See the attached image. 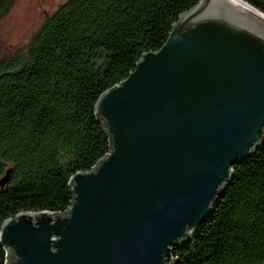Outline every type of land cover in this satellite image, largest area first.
<instances>
[{"label": "water", "instance_id": "obj_1", "mask_svg": "<svg viewBox=\"0 0 264 264\" xmlns=\"http://www.w3.org/2000/svg\"><path fill=\"white\" fill-rule=\"evenodd\" d=\"M95 113L111 151L72 176L66 213L21 212L2 224L7 264H179L174 247L264 143V13L244 0H199Z\"/></svg>", "mask_w": 264, "mask_h": 264}, {"label": "trees", "instance_id": "obj_2", "mask_svg": "<svg viewBox=\"0 0 264 264\" xmlns=\"http://www.w3.org/2000/svg\"><path fill=\"white\" fill-rule=\"evenodd\" d=\"M16 0H0V22ZM199 0H67L0 61V229L21 212L66 213L72 176L111 151L95 104L158 50ZM264 13V0H244ZM208 220L174 247L179 264H264V143L234 166ZM12 255L0 243V264Z\"/></svg>", "mask_w": 264, "mask_h": 264}, {"label": "rangeland", "instance_id": "obj_3", "mask_svg": "<svg viewBox=\"0 0 264 264\" xmlns=\"http://www.w3.org/2000/svg\"><path fill=\"white\" fill-rule=\"evenodd\" d=\"M67 0H16L0 22V61L25 46L46 16Z\"/></svg>", "mask_w": 264, "mask_h": 264}]
</instances>
